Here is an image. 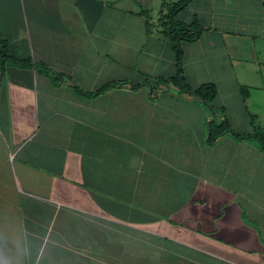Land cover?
<instances>
[{
  "label": "crops",
  "instance_id": "crops-1",
  "mask_svg": "<svg viewBox=\"0 0 264 264\" xmlns=\"http://www.w3.org/2000/svg\"><path fill=\"white\" fill-rule=\"evenodd\" d=\"M178 1L0 0V34L31 61L0 71V220L52 235L63 264H264V149L208 142L225 117L264 129V0L176 17L201 28L182 73L215 84L213 109L169 81Z\"/></svg>",
  "mask_w": 264,
  "mask_h": 264
},
{
  "label": "trees",
  "instance_id": "trees-1",
  "mask_svg": "<svg viewBox=\"0 0 264 264\" xmlns=\"http://www.w3.org/2000/svg\"><path fill=\"white\" fill-rule=\"evenodd\" d=\"M192 0H180L176 4H174L169 13L166 15V20L164 22V26L166 32L171 38V45L173 50L176 53L178 63H179V71L176 77L170 78L169 81L176 83L180 88L184 91L192 93L197 97L201 98L206 104H208L212 109L214 108L213 100L217 94V88L213 83H205L198 88L191 87L185 80V77L182 73V62L184 57V51L182 47L183 40H195L196 36L200 34V27L198 24H186L183 21L176 20L178 13L183 10ZM191 31V32H190ZM9 40L4 38L0 34V71L4 73L9 65H18V66H29V59H17L9 49ZM111 83L106 84L104 87L94 92L93 94H97L105 89H107ZM242 94L244 99L247 98L248 88L245 86L241 87ZM92 94V95H93ZM232 133L233 135L239 138H254L259 141L262 148L264 149V129L255 127L254 131L249 134H240L235 131L227 117L224 118L223 121L216 123L214 121L210 122L209 126V138L208 142L213 144L217 141V139L226 134Z\"/></svg>",
  "mask_w": 264,
  "mask_h": 264
},
{
  "label": "clouds",
  "instance_id": "clouds-1",
  "mask_svg": "<svg viewBox=\"0 0 264 264\" xmlns=\"http://www.w3.org/2000/svg\"><path fill=\"white\" fill-rule=\"evenodd\" d=\"M58 247L47 232H30L11 217L0 220V264H63V258L54 255Z\"/></svg>",
  "mask_w": 264,
  "mask_h": 264
}]
</instances>
